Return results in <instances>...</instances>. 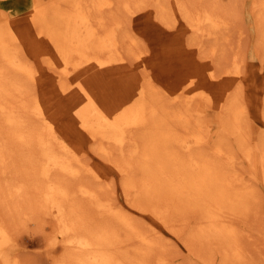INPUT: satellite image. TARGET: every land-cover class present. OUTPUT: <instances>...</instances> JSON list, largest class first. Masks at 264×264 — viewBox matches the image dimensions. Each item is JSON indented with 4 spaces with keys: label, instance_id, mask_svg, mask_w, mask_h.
Returning a JSON list of instances; mask_svg holds the SVG:
<instances>
[{
    "label": "bare ground",
    "instance_id": "6f19581e",
    "mask_svg": "<svg viewBox=\"0 0 264 264\" xmlns=\"http://www.w3.org/2000/svg\"><path fill=\"white\" fill-rule=\"evenodd\" d=\"M220 2L33 0L28 22L14 28L0 17V208L27 218L23 224L44 228L42 216L54 219L47 244L64 250L60 259L49 254L55 264H184L169 261L170 236L116 205L111 187L100 189L105 177L85 178L90 153L81 157L56 133L52 111L63 96L72 97L93 150L114 162L127 202L178 235L194 223L189 238L179 237L189 250L196 242L218 249L221 264L247 259L239 222L264 205L255 181L264 183V87L256 139L238 64L219 69L216 44L207 50V38L230 25ZM257 2L264 38V0ZM133 12L140 16L131 25L124 15ZM208 106L215 130L201 118ZM244 160L256 176L252 168L246 175ZM6 226L0 220V264H22L10 259L16 236Z\"/></svg>",
    "mask_w": 264,
    "mask_h": 264
},
{
    "label": "rangeland",
    "instance_id": "374dc122",
    "mask_svg": "<svg viewBox=\"0 0 264 264\" xmlns=\"http://www.w3.org/2000/svg\"><path fill=\"white\" fill-rule=\"evenodd\" d=\"M32 1L33 0H0V9L3 10V12H0L1 20L5 21V19L6 20L8 19L9 23L14 28L16 26H18V24H17L18 22H19V24L22 23L21 21H25V22L27 21L28 22V16H29V13L31 10L30 6H31ZM203 1L204 2L207 1V3L210 2V0H203ZM227 1L228 0H221V2H220V6L222 5L227 10H225V8H222V6L220 7V9H221V11L223 10L225 12L224 14H227L228 18L230 19V25L226 29H224L225 30V32L223 33L224 36L220 37L222 39L218 38L217 40H215V39L213 40V39L207 38L206 46H207V50H209V48L211 47L212 44H214V43L216 44L217 52L213 55V59H214V61H217L215 63L219 69L221 67L222 68H224V67L235 68L234 64H238L237 69L240 72L239 73L240 74V81L237 85V90L240 94L241 99L247 105V109H248L247 113L248 114L246 115V117H248L249 125L251 128H253L252 130H257L256 132L255 131L254 132L256 134V139H258L260 134H261L260 133L261 132V124H262V120H263L262 109H260V108L262 106V96H263L262 89L264 87V60H263L264 59V40H263L264 38L261 35L262 29L260 28L262 21H261V19L255 18V17H258L257 16L258 12L255 9L257 7L256 5L258 4L257 1H259V0H244V1L240 0V2H239V0H236V1L235 0H229V2H227ZM235 2H237L238 4ZM222 3H224V4L226 3V5L224 6V4H222ZM228 3H229V5H227ZM231 3H233V4H231ZM242 3H243V7H242ZM237 5H239V6H237ZM251 7H252V9H251ZM241 11L244 13H241ZM236 12L238 15L235 14ZM256 12H257V14H256ZM240 14L241 15L243 14V15L241 16ZM124 16H122V17H124L132 25L134 23L133 21H135L137 18H139L140 13L139 12H133L129 16H127V15H124ZM258 20H260V21H258ZM232 21H233V24H232ZM259 23H261V24H259ZM238 24L240 26H238ZM257 25H259V26H257ZM257 27H259V28H257ZM231 28H232V30H231ZM257 29H259V30H257ZM210 41H212V42H210ZM219 42H220V44H219ZM255 45L256 46L258 45L259 47L258 46L255 47ZM257 48H258V50H257ZM225 53L227 54V58H225L226 61L223 59V57H226ZM259 53H261V54H259ZM225 62H227V63H225ZM232 63H234V64H232ZM71 101H72L71 96L70 97H64L63 96L62 98H59L56 101V104H55L56 106L54 107L55 109H53L52 112L56 113L57 118H58V120L56 122V133L58 136L60 135L59 138H61V141H64L65 143H67L69 145V147L75 151V153L78 152L79 155L81 154L80 155L81 157H83L82 153H84L87 156L90 153L89 157L91 159L89 157H86V156H84V157L88 158L90 163L92 162L91 163V166L93 165L92 167L89 165L90 163L88 162V159H83L84 157L82 158L83 161L85 160V164H87V162L89 163L87 165V167L90 166V169H87L85 171V173H86V174H84V175H86L85 178L95 180L94 177H95V174H97L98 175L97 179L98 180L102 179V181H103V179L105 177V181H103V182H104V185L105 184L106 185L105 186L103 185L104 188L101 187L100 189H102V190L105 189L104 191H106V188L109 189L111 187L110 189H113L112 191L114 193L111 190H109V193H107V194H108V196L110 195L109 198L111 199V198H113V195L115 196L117 193V195L114 197L116 205H121L125 208L127 207V209H130V211H134L135 213H137L135 218L141 224L143 223L142 225H144L146 223V225H144V226L148 227L147 226L148 224L153 223L157 228L161 229V231L165 235L170 236V238L173 239L174 241H173V244L169 248V251H168L169 252V261L170 260L175 261V263L177 261V263H184V264H191V263H194V264L195 263L196 264H199V263H201V264H221V262L223 260H222L221 254H220L218 249L210 251L209 249H205L202 245H200V243L197 244L195 242L194 244H195L196 248L193 247L191 250H189L187 248L185 242L183 240H181L182 237L183 238H189V236H191V232H190L189 228H191L194 223L191 224L192 226L189 223L184 224V226L180 225L181 228H180V232L178 235V234H175L172 231H170L164 224L160 223L161 221L159 219H156L155 217L153 219L149 215L150 214L149 212L138 209V208L134 207L133 205H131L129 202H127V200L125 198L126 197L125 192H124V189L122 187L123 185L121 184L122 182L119 179L120 175H119L117 167L114 165V162L112 163L110 160L105 159L104 157L100 156L99 154H97L93 150L92 146L89 143L90 141H88V138H86V136L83 133V130L78 125L75 114H74L73 110L71 109V103H70ZM249 101H251V102H249ZM215 111H216V109L214 107L208 106L207 111H205L206 113H204V115L201 116V118L204 116V118H202V119H204L206 122L211 123V128H213L214 130L218 126L217 125L218 123L215 120V118H216ZM70 127H72V128H70ZM74 128L76 129V131ZM232 145L234 146L236 151L241 150L237 144L232 143ZM73 146L76 149L78 148L77 146H79L78 149L80 151L79 150L77 151ZM80 147L82 149H80ZM91 168H92V170H91ZM242 168H243V170L246 171V175H248V174L252 175V173H254V175H255L254 168L251 167V165L248 163V160L243 161ZM250 168H252L251 169L252 173H250V170H248ZM110 175H111V178H110ZM1 176L2 175L0 174V183H1L0 185L3 186L4 181L2 183L3 178H1ZM99 176L101 177V179L99 178ZM112 177L113 178L115 177L116 180L114 179V181H112V182H113V184H116V185H113L112 182H108L109 178H110V180H112ZM255 178L257 179V180L255 179V181L258 182V186L260 187V189H262L264 191L263 181L258 177H255ZM102 181L101 182L96 181L97 182L95 184L96 188H99V184L103 183ZM105 182H108L109 186H108V183H105ZM103 196H105V195H103ZM261 208H262V210H261ZM0 209L3 210L2 207ZM253 209H254L253 211L251 210L252 214H251V212L249 214L250 217L248 218L249 215L246 216V218H248V219L244 218L241 220V222H239L240 226L243 225L242 231L244 234L243 238L245 239V240H243V241H245L244 249L246 248L245 252H246V254H248L247 259H245L241 264H264V205L261 206L260 210L258 209V211H256L255 208H253ZM2 210H0V212ZM3 211H4L3 214L5 213L6 215H8L10 219L6 215L1 214L2 213L1 212L0 214L4 217H2V218L0 217L1 218L0 220H4L6 222V224L8 225V226H6V228L13 226L14 229L12 228V230H10L11 228H9V230L11 231L10 236H11V238H14V236H16V238H14L13 241L11 240V244H10L12 247L10 259L12 261L16 260L18 263V261L20 259L21 261L19 263H22V264H51V262L54 261V263H52V264H55V261L57 262V260H55L56 257L53 254H56V256L59 259H60V257L61 258L63 257L64 250H63L61 244H54L53 245V244H50L51 242H49V244H47L48 241H50V238L48 239V237L53 232V230H54L53 227H55L54 223H53L54 219L50 218L48 215H47L48 216L47 217L45 215V213L43 214L45 216L44 217L42 216V218H41L42 220H44V222L47 221L44 228H43L44 223H42V225L40 226L43 228L44 231H47L49 233V235H47V237H46V234H48V233L41 230L42 228H40L38 225H37L38 227L36 225H34L35 223L32 224L33 221L31 222V224H26L27 222L28 223L30 222L29 220H27V222L25 224H23V222L27 218L21 219L19 217V219L21 220L20 223H22L21 225L23 226L22 227L23 230H22V229H20L21 227H18V225L16 223H14L17 221L19 222V219L14 220V219L18 218V216H19V215L16 216V211H13L14 213L8 212L6 209H4ZM253 212H255V213H253ZM17 214H18V212H17ZM138 214H140V215H138ZM142 216H144V217H142ZM41 219L39 221H41ZM13 220H14V222H13ZM13 223L16 225H14ZM39 224H41V223H39ZM14 226H16V227H14ZM15 229H17V230H15ZM182 229H183V231H182ZM20 230H22V231H20ZM186 231H188V232H186ZM51 245L54 248H51ZM197 248L199 250H197ZM177 249H179V251ZM172 251H173V256H172ZM51 252H53V254H51ZM180 253H181V255H180ZM205 253L209 254V255H206ZM49 254L53 255L55 258ZM13 255H14V258H13ZM190 258H191V260H190ZM211 258L214 260L213 262H212ZM51 260H53V261H51ZM189 261H190V263H189Z\"/></svg>",
    "mask_w": 264,
    "mask_h": 264
}]
</instances>
